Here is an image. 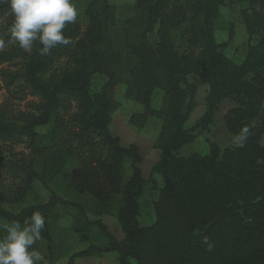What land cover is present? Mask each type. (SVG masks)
<instances>
[{"label":"trees","instance_id":"16d2710c","mask_svg":"<svg viewBox=\"0 0 264 264\" xmlns=\"http://www.w3.org/2000/svg\"><path fill=\"white\" fill-rule=\"evenodd\" d=\"M224 1L134 2L140 27L137 41L126 44L134 63L126 69L125 95L142 106L144 120L156 112L154 91L159 89L164 96L163 139L155 146L159 158L149 173L158 196L153 202L154 220L148 224L139 220L145 183L142 155L136 144L122 146L109 128L120 80L113 66L122 59L120 51L102 47L111 5L92 0L85 10L86 26L66 25L64 34L72 43L58 45L49 55H40L42 45L34 42L24 77L40 101L37 113L21 126L5 123L0 115V131L20 132L37 142L41 136L36 128L51 125L42 138L65 135L58 153L62 162H72L68 178L73 191L100 205L113 204L123 233L117 240L102 220L86 218L87 224L99 227L108 244L73 252L65 264H74L76 257L110 252L118 254L119 264H264V0H227L247 3L240 14L249 35H257L238 63L220 50L213 32V19ZM10 10L7 3L0 4V13ZM176 32L183 38L180 43L175 41ZM60 59L64 63L53 68ZM94 74L107 78L96 92L91 90ZM189 74L206 83L208 90L203 115L186 128L196 93V86L187 80ZM224 99L234 102L224 115L226 128L235 134L245 125L250 128L243 147L220 157L219 148L211 144L208 153L191 161L174 156L178 147L196 139L198 128L212 121ZM50 145L59 149L56 140ZM126 157L131 159L130 174L124 178ZM50 194L46 203L17 214L0 207V217L22 224L34 211L44 212L56 203L84 212L81 204Z\"/></svg>","mask_w":264,"mask_h":264},{"label":"rangeland","instance_id":"374dc122","mask_svg":"<svg viewBox=\"0 0 264 264\" xmlns=\"http://www.w3.org/2000/svg\"><path fill=\"white\" fill-rule=\"evenodd\" d=\"M92 0H73L78 10L77 23L84 28L87 24L85 10ZM111 5L112 15L106 22V39L102 47L106 45L115 52L122 53L119 65L113 61V69L119 75V82L114 92V107L111 112L110 131L119 136L121 145L127 147L136 144L139 153L143 157L140 168L145 178L144 191L141 199L142 213L139 218L142 224H148L154 219L153 202L157 199L158 192L151 188L149 173L150 165L159 158V149L155 147L163 139L161 128L164 125L163 92L156 89L152 96V106L155 113L145 120L140 116L143 113L142 106L126 97L125 82L128 79L127 66L134 60L126 53V44L137 41L140 27V13L134 7L135 0H106ZM236 2L224 1L217 8V15L213 19V32L220 50L234 62H240L246 55L249 45L255 44L257 35L250 36L240 14L248 5ZM102 3L98 5L101 6ZM14 17L11 10L0 13V38L4 39L5 46L0 51V115L5 123L21 126L31 116L36 114V106L39 99L35 96L24 77V66L31 52L21 49L18 42L12 39L10 26ZM176 43L181 38L174 34ZM155 40L154 35H150ZM182 47V46H181ZM63 59L52 64V67H60ZM50 71H46L48 74ZM105 75L94 74L91 78V90L99 91L106 81ZM189 83L196 86L193 96V107L185 122L186 128H191L205 111V95L208 85L199 80L194 74L187 76ZM234 107V102L224 99L218 105L213 119L205 127L196 130V139L187 145L178 147L174 152L177 158L192 160L196 155H204L209 152L211 144L219 148V155L236 147L233 142L235 133L230 132L224 123V115ZM134 116V117H133ZM133 117L132 122L130 118ZM51 125L39 126L36 131L41 138L32 142L20 132L4 133L0 131V207L13 214H17L23 208L35 204L46 203L50 193L64 200L81 204L79 208L72 205L56 203L48 210L41 212L45 218V228L41 233V239L33 246L38 249L44 260L41 264H65L69 255L86 249L88 246L105 248L107 238L101 233L99 227L87 224L88 220L100 219L103 213H109L114 218L113 204L100 205L87 195L75 193L68 178L72 162H62L60 154L65 135H56L53 139L42 138L47 134ZM56 138V139H55ZM56 140L59 149L50 145ZM264 141V133L261 142ZM158 151V155L156 153ZM130 157L123 162V176L130 174ZM35 174V175H34ZM29 218L22 223L25 225ZM101 220V219H100ZM10 219L0 217V224H10ZM109 232L119 240L118 230L114 231L109 219H106ZM3 230L0 229V236ZM116 252H110L107 260L117 264Z\"/></svg>","mask_w":264,"mask_h":264},{"label":"clouds","instance_id":"9594fccd","mask_svg":"<svg viewBox=\"0 0 264 264\" xmlns=\"http://www.w3.org/2000/svg\"><path fill=\"white\" fill-rule=\"evenodd\" d=\"M7 3L14 17L10 26L13 40L21 49L31 52L34 42L42 47L40 55H49L58 45H69L71 39L64 34L66 25L77 21L78 10L73 0H0ZM5 41L0 38V51ZM251 134L249 126H243L234 136L236 146L243 147ZM45 218L40 211H34L29 221L22 226L18 221L0 224V264H41L42 253L33 246L41 239Z\"/></svg>","mask_w":264,"mask_h":264},{"label":"crops","instance_id":"0c3cea01","mask_svg":"<svg viewBox=\"0 0 264 264\" xmlns=\"http://www.w3.org/2000/svg\"><path fill=\"white\" fill-rule=\"evenodd\" d=\"M158 150V149H156ZM157 155H158V151H156ZM160 153V152H159ZM158 160V159H157ZM142 161H143V157H142ZM142 163V162H141ZM156 163V161H153L149 167V169L151 170L152 166ZM143 175V174H142ZM144 177V176H143ZM100 219L105 223L106 219H109V221L111 222L112 226H113V230L116 231L118 230L119 232H117L119 234V240L122 239L123 237V233L120 229V226L117 222L116 217L109 214H103ZM109 253H92L89 255H85V256H80V257H76L74 259V264H107V260H108V256ZM108 264H114L112 261L108 262ZM119 264V263H117Z\"/></svg>","mask_w":264,"mask_h":264}]
</instances>
